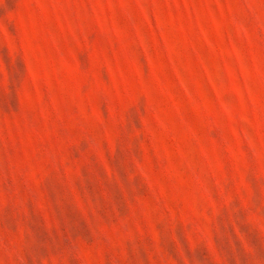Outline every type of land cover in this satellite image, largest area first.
<instances>
[{
	"label": "rangeland",
	"instance_id": "1",
	"mask_svg": "<svg viewBox=\"0 0 264 264\" xmlns=\"http://www.w3.org/2000/svg\"><path fill=\"white\" fill-rule=\"evenodd\" d=\"M0 264H264V0H0Z\"/></svg>",
	"mask_w": 264,
	"mask_h": 264
}]
</instances>
